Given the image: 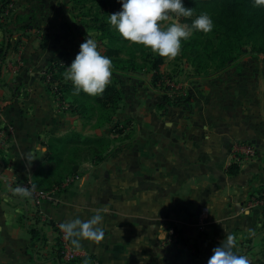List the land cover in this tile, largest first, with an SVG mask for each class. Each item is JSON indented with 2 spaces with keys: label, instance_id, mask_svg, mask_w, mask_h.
<instances>
[{
  "label": "crops",
  "instance_id": "1",
  "mask_svg": "<svg viewBox=\"0 0 264 264\" xmlns=\"http://www.w3.org/2000/svg\"><path fill=\"white\" fill-rule=\"evenodd\" d=\"M67 1L15 0L12 32L0 28V264H61L55 226L94 264H208L223 240L250 236V264L264 262L262 206L252 201L264 189V55L242 54L223 68L179 55L183 65L166 66L167 57L158 80L153 71L138 77L113 122L98 125L88 94L70 81L62 104L41 77L49 61H73L83 43ZM31 7L36 20L24 30ZM164 96L177 103L163 110ZM71 134L110 143L104 158L88 150L78 159L73 184L48 191L38 222L32 199L12 190L48 162L55 139ZM236 143L252 144L255 155L231 175ZM96 215L99 224L88 223ZM73 221L69 236L63 225ZM169 225L181 242L164 240ZM32 227L42 239L32 240Z\"/></svg>",
  "mask_w": 264,
  "mask_h": 264
},
{
  "label": "trees",
  "instance_id": "2",
  "mask_svg": "<svg viewBox=\"0 0 264 264\" xmlns=\"http://www.w3.org/2000/svg\"><path fill=\"white\" fill-rule=\"evenodd\" d=\"M88 2L91 3L88 5ZM185 6L193 8V16L190 18L176 17L180 23L191 24L202 12H207L213 20L214 27L208 33L196 32L188 40L182 42V49L178 58H185L195 66L206 68L216 66L223 68L232 66L236 63L242 54L258 57L264 55V7H256L253 0H184ZM92 3H95L93 6ZM15 0H0V28L8 37L13 30L19 14L13 13ZM68 6L75 23L82 27L80 32L83 42L91 35L98 44L99 51L112 60L111 82L106 87L102 95L90 96L94 103L97 113V124L111 123L117 110L120 108V100L125 98L130 92L131 83L138 77L148 71H153L154 82L160 77V68L167 57H162L143 45L132 43L123 39L120 34L107 22L109 15L118 12L122 8L120 0H68L65 6ZM12 6V7H11ZM25 17L20 20L21 28L28 30L32 21L36 20L35 8L31 7L30 11L23 12ZM172 21H161L162 27H166ZM67 25L72 27L70 23ZM5 57V48L0 47V61ZM70 61L48 62L43 70L50 73L49 87L50 91L59 99L62 104L67 102V90L70 81H65L63 73ZM42 70V71H43ZM42 77V76H41ZM44 80V77H42ZM130 82L128 86L126 83ZM84 93V92H83ZM177 100L170 96H164L163 102L159 107L167 110L171 105L176 104ZM71 106L69 105L68 108ZM124 128V126H123ZM122 127L116 131L123 132ZM110 141L97 139L95 143L82 141L78 134H71L63 138L55 139L50 145V158L47 163L40 164L35 172L30 176L35 188L48 192L54 187L60 186L68 176L77 174L78 159L83 152L93 151L95 159L98 161L105 157L103 151L109 146ZM66 152L71 153L70 159H67ZM68 156V155H67ZM2 160L5 162L4 157ZM239 165L233 162L229 167V174H236ZM22 180L15 183V187L22 186ZM259 194H264V189L259 190ZM28 198H31L30 196ZM34 215L36 221H40L41 214L39 207L34 204ZM53 225V222H48ZM55 226V225H54ZM56 232L57 227H54ZM264 230V205H262V226L257 231ZM32 240L40 238L39 228H30ZM248 243H233V251L241 255H249L252 251ZM61 242L59 237L56 238L55 251L56 257L61 264H79L87 262L94 264L92 256H81L65 262L61 254ZM259 264H264L261 262Z\"/></svg>",
  "mask_w": 264,
  "mask_h": 264
},
{
  "label": "clouds",
  "instance_id": "3",
  "mask_svg": "<svg viewBox=\"0 0 264 264\" xmlns=\"http://www.w3.org/2000/svg\"><path fill=\"white\" fill-rule=\"evenodd\" d=\"M122 8L111 13L108 23L120 36L132 43L143 45L155 54L175 58L180 54L182 42L188 41L196 32L208 33L212 31L214 23L207 12H202L191 24L170 23L162 27L160 22L168 16L190 18L193 8L185 6L184 0H120ZM256 7H264V0H253ZM112 60L103 55L95 39L88 35L81 43L80 50L75 59L67 66L63 73L64 80L71 81L76 94L84 92L90 96L102 95L111 82ZM34 188V186H33ZM14 195L22 198L31 196L32 190L17 186ZM102 217L96 215L88 223H96ZM73 221L63 225L69 236L73 235ZM72 243L79 246V241L73 239ZM87 264V262H85ZM208 264H250L246 255L233 251L231 240L222 243L214 249Z\"/></svg>",
  "mask_w": 264,
  "mask_h": 264
},
{
  "label": "built area",
  "instance_id": "4",
  "mask_svg": "<svg viewBox=\"0 0 264 264\" xmlns=\"http://www.w3.org/2000/svg\"><path fill=\"white\" fill-rule=\"evenodd\" d=\"M41 76L44 77V81L49 85L50 73L46 70H43L41 72ZM233 149H234L233 162H236L238 165L255 155V149H254L253 145L249 144V143H247V144L236 143V144H234ZM78 179H79L78 173L71 175V176H68L67 178L64 179V181L57 188L65 189V188L69 187L71 184H73ZM22 186L27 187V188L32 190V194L30 197H31L32 201L34 202V204L37 205L38 207L48 197V192H43V191H41L35 187L33 188L34 185H33L32 179L29 177L23 181ZM252 201L261 205V206L264 205V194H258L256 197H254L252 199ZM206 212H207V209L203 208V210L201 211L200 217H202ZM57 228H58L57 229L58 230L57 236L59 237V240H60L61 246H62V249H61L62 259L65 262H68V261L73 260L77 257L84 256L82 254L83 250L78 249V248H73V247H70L68 245L67 233L63 229H61L59 227H57ZM164 233H165L164 240L167 243H179L182 241V239L179 235V232L174 225H169L166 228Z\"/></svg>",
  "mask_w": 264,
  "mask_h": 264
},
{
  "label": "rangeland",
  "instance_id": "5",
  "mask_svg": "<svg viewBox=\"0 0 264 264\" xmlns=\"http://www.w3.org/2000/svg\"><path fill=\"white\" fill-rule=\"evenodd\" d=\"M89 4H91V3L88 2V5H89ZM92 4H93V6L95 5V3H92ZM89 6H90V5H89ZM167 21H172L173 23H180V22L178 21V19H177V18H174L172 15H170V16L167 17ZM175 60H177L176 57H175ZM178 60H179V59H178ZM178 60H177V62H174V58H171L169 62L167 61L166 66H169V65L172 64V63H174L175 65H178V66L183 65V59H181V60H179V61H178ZM83 154H85V152H83ZM83 154H79L78 156H81V155H83ZM65 155H66L67 159H70V157H71V153L68 154V152H66ZM67 155H68V156H67Z\"/></svg>",
  "mask_w": 264,
  "mask_h": 264
}]
</instances>
